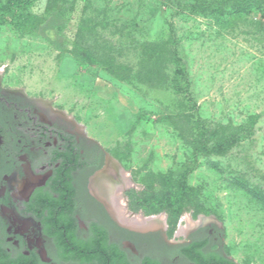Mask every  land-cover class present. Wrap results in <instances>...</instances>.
Here are the masks:
<instances>
[{
    "label": "rangeland",
    "instance_id": "obj_1",
    "mask_svg": "<svg viewBox=\"0 0 264 264\" xmlns=\"http://www.w3.org/2000/svg\"><path fill=\"white\" fill-rule=\"evenodd\" d=\"M14 1L0 0L4 85L79 124L126 175L122 194L155 188L175 200L158 214L135 216H163L170 224L178 214L174 235L188 220L216 212L232 258L264 264V205L240 187L264 193V0H230L223 16L192 13L197 0ZM9 10L36 19V27H16ZM85 23L86 36L99 32L121 45L136 73L150 66L147 48L168 44L188 72L189 93H175L167 81L171 61L158 84L123 81L79 60ZM201 125L226 138L235 134L233 147L223 154L211 149L215 141L210 151L199 148ZM168 177L183 189H165Z\"/></svg>",
    "mask_w": 264,
    "mask_h": 264
},
{
    "label": "flooded vegetation",
    "instance_id": "obj_2",
    "mask_svg": "<svg viewBox=\"0 0 264 264\" xmlns=\"http://www.w3.org/2000/svg\"><path fill=\"white\" fill-rule=\"evenodd\" d=\"M124 183L111 154L79 124L0 76V264H195L199 252L203 262H236L217 217L201 216L181 235V225L171 235L166 218L123 223Z\"/></svg>",
    "mask_w": 264,
    "mask_h": 264
},
{
    "label": "trees",
    "instance_id": "obj_3",
    "mask_svg": "<svg viewBox=\"0 0 264 264\" xmlns=\"http://www.w3.org/2000/svg\"><path fill=\"white\" fill-rule=\"evenodd\" d=\"M33 0H15L13 5L16 3H23L24 6L30 5ZM230 0H217V1H203L197 0L194 6H191L190 10L192 13L196 15H209L213 13H218L220 16H223L224 13L222 11L223 4L227 3ZM238 3L242 5L248 4V0H236ZM3 7H0V9ZM15 12L9 10L7 11V16L13 19L14 25L24 31H27L28 27H36L37 20L34 18H18L14 15ZM6 14H0V22L4 20ZM88 24L85 23L83 28L81 29V34L83 36V44H77V58L79 60H86L92 64L101 65L106 71L114 75L115 77L128 82H133L135 79L140 81H147L148 83H162V78H166L165 75L168 74L167 81L175 91L180 95H185L189 93L190 81L188 72L183 65L182 61L177 57V51H172L169 48L168 44L158 45L156 48H147L150 61H148V68L144 69V71H139V73L135 72V69L132 66H129L127 62L123 61V47L113 40H108L102 33H98L97 36L89 37L86 36L88 33L87 30ZM90 29V28H89ZM92 30H96L93 28ZM153 53L156 55L154 57ZM169 57H172L168 60ZM172 62L173 70L166 74L167 66ZM145 68V67H144ZM199 139L198 147L202 148L205 151H210V143L215 141V144L211 149H214V152L217 153H225L233 147L235 140L233 134L230 138H226L224 135H220L218 130L210 131L208 128L204 126H199ZM243 129V128H242ZM241 129V130H242ZM176 179L172 177H168L165 189L172 191L174 188L179 187L183 189V183L181 182L176 186ZM240 187L246 189L248 193L255 198L258 202L264 205V193L257 192L254 189H250L243 184H240ZM153 192H142L139 193L135 189L127 192V197L129 198V208L131 211L138 213L142 211L147 215H153L160 213L164 207L171 201V204L174 203L173 198L165 197L163 193H156L155 188H151ZM213 214L218 217L216 212ZM179 215L173 214L170 220V228L175 227L178 222ZM220 220V218H219ZM172 229V228H171ZM191 259L197 260L200 259L199 262H194L195 264H238L237 262H227L222 256L215 255L213 258L219 260L220 262H203V260H207L200 252L198 257H190ZM151 262V261H150ZM154 264V263H150Z\"/></svg>",
    "mask_w": 264,
    "mask_h": 264
},
{
    "label": "bare ground",
    "instance_id": "obj_4",
    "mask_svg": "<svg viewBox=\"0 0 264 264\" xmlns=\"http://www.w3.org/2000/svg\"><path fill=\"white\" fill-rule=\"evenodd\" d=\"M126 185H127V183H126ZM124 186H125V183H124ZM118 213H119L118 215H119V217L123 223L129 224L132 226H138V227H140V226H159L160 224H162V221L165 220V217H163V216H157V217H153V218L143 219L142 217H136L135 218V217L127 214L126 208H125V199H124V196L122 195V193L118 194ZM188 223L189 224L187 226L181 227L179 235L185 234L189 230L190 226L193 225V223L190 220H188Z\"/></svg>",
    "mask_w": 264,
    "mask_h": 264
},
{
    "label": "water",
    "instance_id": "obj_5",
    "mask_svg": "<svg viewBox=\"0 0 264 264\" xmlns=\"http://www.w3.org/2000/svg\"><path fill=\"white\" fill-rule=\"evenodd\" d=\"M153 217H157V216H152V217H146L145 219H148V218H153Z\"/></svg>",
    "mask_w": 264,
    "mask_h": 264
}]
</instances>
